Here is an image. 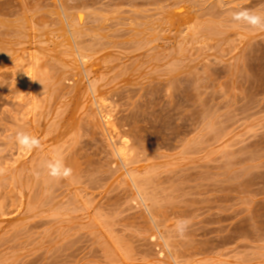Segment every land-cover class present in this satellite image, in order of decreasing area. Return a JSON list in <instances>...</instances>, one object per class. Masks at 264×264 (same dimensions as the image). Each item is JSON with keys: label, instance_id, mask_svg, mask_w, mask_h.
<instances>
[{"label": "rangeland", "instance_id": "374dc122", "mask_svg": "<svg viewBox=\"0 0 264 264\" xmlns=\"http://www.w3.org/2000/svg\"><path fill=\"white\" fill-rule=\"evenodd\" d=\"M243 11L264 22V0H0V264H264Z\"/></svg>", "mask_w": 264, "mask_h": 264}, {"label": "clouds", "instance_id": "9594fccd", "mask_svg": "<svg viewBox=\"0 0 264 264\" xmlns=\"http://www.w3.org/2000/svg\"><path fill=\"white\" fill-rule=\"evenodd\" d=\"M233 19L237 21H245L253 26L264 28V22H262V17L252 12L243 11L236 13L233 15ZM16 140L20 146L30 150L39 145L38 138L22 132L17 133ZM50 174L56 178H60L62 176L66 177L71 174V169L63 168L61 170L60 168H57L54 169ZM183 227H186V222H184ZM183 227L181 228V231H183Z\"/></svg>", "mask_w": 264, "mask_h": 264}, {"label": "bare ground", "instance_id": "6f19581e", "mask_svg": "<svg viewBox=\"0 0 264 264\" xmlns=\"http://www.w3.org/2000/svg\"><path fill=\"white\" fill-rule=\"evenodd\" d=\"M64 8V7H63ZM66 9V8H65ZM64 9V10H65ZM61 10L62 9H59L58 7H52V10H50V12H51V14H53V15H55L57 18H58V20H57V22H58V25H59V29H58V31H59V33H60V36H61V38H62V41L63 42H67L69 45H70V36H69V33L65 30V25H64V20H63V18H62V16H61ZM64 10H62V11H64ZM67 15V14H66ZM65 17V16H64ZM51 39H54L53 37H50ZM57 38V37H56ZM55 40V39H54ZM57 43V42H56ZM82 54V53H81ZM84 56V55H83Z\"/></svg>", "mask_w": 264, "mask_h": 264}]
</instances>
